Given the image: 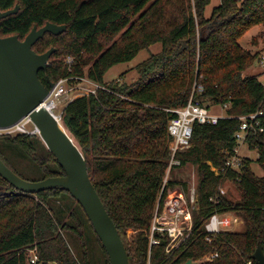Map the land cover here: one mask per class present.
<instances>
[{
    "label": "trees",
    "instance_id": "1",
    "mask_svg": "<svg viewBox=\"0 0 264 264\" xmlns=\"http://www.w3.org/2000/svg\"><path fill=\"white\" fill-rule=\"evenodd\" d=\"M211 0H0V12L20 7L0 19V37L24 40L36 26L65 25L61 35L47 33L33 47L44 54L55 48L46 70L39 72L47 88L61 79L78 84L88 78L104 87L97 94L68 102L62 123L83 151L89 176L127 248L135 247V264H149L150 230L171 160L168 124L175 110L186 106L201 81L204 101L228 105L230 118L217 124H196L192 148L178 152L181 169L197 167L199 201L191 236L173 254L167 241L152 249L150 264H247L259 244L264 250V177L256 176L252 160L229 178L240 191L233 202L221 196L223 176L208 163L225 165L226 152L236 146V117L264 109L259 76H244L257 60L240 44L253 28L264 26V0H221L210 17ZM162 44V50L137 66L131 84L105 85L115 65ZM72 58V62H67ZM256 162L264 170V146ZM0 158L18 176L41 181L65 176L56 158L37 134H0ZM186 182L170 181L168 189ZM0 264H27L26 250L36 248L47 264H110L81 205L61 189L38 194L15 190L0 176ZM216 198V201L214 200ZM215 213L243 218L241 232H222L209 241L204 224ZM137 232L132 245L127 232ZM96 244L102 252L98 254ZM218 252L219 258L201 261Z\"/></svg>",
    "mask_w": 264,
    "mask_h": 264
},
{
    "label": "water",
    "instance_id": "2",
    "mask_svg": "<svg viewBox=\"0 0 264 264\" xmlns=\"http://www.w3.org/2000/svg\"><path fill=\"white\" fill-rule=\"evenodd\" d=\"M19 8L17 5L12 10L0 12V19L16 14ZM65 31V25L48 22L42 28L35 26L24 40L18 36L0 37V131H6L29 118L35 127L31 134H38L65 171V176L28 181L18 176L1 158L0 176L22 193L38 194L50 189L69 192L86 213L110 264H130L125 243L89 176L83 151L61 122L62 118L58 119L45 105L55 84L51 83L47 88L40 80L39 72L47 69L55 48L38 54L33 47L47 33L57 36ZM12 193L0 190V197ZM253 260L256 264H264L261 244ZM185 264L197 263L189 260Z\"/></svg>",
    "mask_w": 264,
    "mask_h": 264
},
{
    "label": "built area",
    "instance_id": "3",
    "mask_svg": "<svg viewBox=\"0 0 264 264\" xmlns=\"http://www.w3.org/2000/svg\"><path fill=\"white\" fill-rule=\"evenodd\" d=\"M72 58H68L67 62L71 63ZM261 63L264 66V57H260ZM80 82H87L92 84L95 89L87 92L88 94H97V91L104 87L92 82L88 78H80ZM70 79H61L55 87L50 90V94L45 101L46 108L58 116L55 110L58 105L68 103L78 96H83L77 93L79 87L76 84L69 83ZM205 88L201 81L196 82L191 98L188 104L182 108L175 110V117H173L168 124V135L171 139V160L167 173L164 179L163 189L161 191L159 201L154 213V218L150 230L147 232V239L149 242V264L151 259L152 249L159 246L163 241H167L166 253L173 254L180 246L187 241L194 230V213L198 209L199 190L198 183L195 180L192 186L184 188L183 192L175 195H166L164 193L168 186V179L171 171L182 167L181 161L176 158L178 152L186 151L192 148V138L194 126L196 124H217L221 119L230 118L219 116L213 113L210 106L202 99ZM229 109L228 105H221ZM62 118V114L59 116ZM239 121L238 129L234 134L236 146L226 152L225 165L222 168L213 166L208 163L215 175H222V183L219 188L221 196L227 197L226 183H233L228 174L235 172L239 174L245 160H252L251 158L242 155V148L246 147L248 152L256 154V161L261 158L260 147L264 146V109H260L254 113L242 115L235 118ZM14 133H28L25 125L21 121L14 127L6 130V134ZM172 189V188H171ZM170 189V190H171ZM168 189V193L170 192ZM168 198V200L166 199ZM170 198V199H169ZM216 201V198H214ZM233 213L213 214L204 224V230L208 234V240H211L212 235L222 232L232 231L233 227L239 223L236 216L230 215ZM27 264H44L37 253L36 248L26 250ZM219 258V253L212 252L204 257L205 262H211ZM47 264H57L56 262H49ZM247 264H256L255 261H249Z\"/></svg>",
    "mask_w": 264,
    "mask_h": 264
},
{
    "label": "rangeland",
    "instance_id": "4",
    "mask_svg": "<svg viewBox=\"0 0 264 264\" xmlns=\"http://www.w3.org/2000/svg\"><path fill=\"white\" fill-rule=\"evenodd\" d=\"M221 0H211V3L206 8V16L210 17L212 15V11L215 7L220 5ZM240 44L248 50L252 54H257V60L253 63V65L243 72L244 76H259V81L264 85V66L261 63L260 57H264V26H257L250 30L240 41ZM162 50V44L158 43L155 45H152L148 49H145L141 51L133 60L125 63H120L115 66H113L104 77V83L105 85H110L114 82H117L118 80L127 84H131L134 81H136L139 77L137 66L141 64L142 62L146 61L151 57L153 54H158ZM77 87H79V90H77V93H81L82 95H86L87 92H90L95 89V87L92 84H89L87 82L81 81L80 83L76 84ZM79 97V96H78ZM207 105L210 106L211 110L214 114L226 117L228 115V110L222 106L216 105L213 101L206 100L205 101ZM67 103H62L58 105V108L55 110V113L60 116L66 107ZM23 124L25 125L28 134H31L34 132L35 127L30 121L29 118H25L23 121ZM0 134H6V131H0ZM18 133H12L11 135H15ZM38 135V134H37ZM242 155L244 157H248L252 159V171L253 173L258 177H264V170L263 168L256 162V154L254 152H248L246 150V147L242 148ZM196 179V180H195ZM195 180L196 184L198 183V172L197 167L193 165H187L184 168L181 169H175L171 171L168 184L170 181H179V182H186L188 186H192V182ZM226 191H227V198L232 200L233 202H239L241 199L240 191L237 189L235 183L227 182L226 185ZM170 190V189H169ZM180 192H183V186L182 184H179L172 188L170 192L168 193V190L166 192L167 195H175L179 194ZM168 200V198H166ZM170 199V198H169ZM233 216H236L239 220V223L236 224L231 232H241L244 230V221L243 218L238 214H230ZM137 232L133 230H129L127 232V242H129L132 245V242L136 240ZM96 247L98 250L97 253L102 255L101 250L99 249V246L96 244ZM132 251H130V254L132 256V261L136 262L135 259V247L132 246ZM151 260V259H150ZM204 261V258L201 260Z\"/></svg>",
    "mask_w": 264,
    "mask_h": 264
},
{
    "label": "bare ground",
    "instance_id": "5",
    "mask_svg": "<svg viewBox=\"0 0 264 264\" xmlns=\"http://www.w3.org/2000/svg\"><path fill=\"white\" fill-rule=\"evenodd\" d=\"M58 119H60V117L58 116ZM61 120V119H60ZM62 122V121H61Z\"/></svg>",
    "mask_w": 264,
    "mask_h": 264
}]
</instances>
